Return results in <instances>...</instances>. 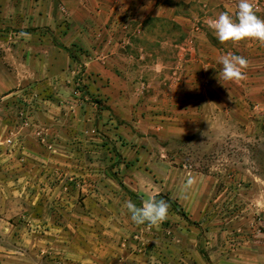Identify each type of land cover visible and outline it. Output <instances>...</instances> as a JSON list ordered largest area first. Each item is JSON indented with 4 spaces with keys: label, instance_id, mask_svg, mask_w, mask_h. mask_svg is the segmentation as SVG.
Masks as SVG:
<instances>
[{
    "label": "rangeland",
    "instance_id": "1",
    "mask_svg": "<svg viewBox=\"0 0 264 264\" xmlns=\"http://www.w3.org/2000/svg\"><path fill=\"white\" fill-rule=\"evenodd\" d=\"M250 2L264 19V0ZM237 3L0 0L3 27L27 34L19 54L39 45L34 65L10 68L22 81L7 91L18 123L5 140L21 152L25 132L48 157L19 182L0 264H264V43L222 44L209 27ZM53 46L67 65H49ZM226 54L249 61L243 79H219ZM196 173L215 206L190 213L165 190ZM157 195L166 220L134 224L125 202Z\"/></svg>",
    "mask_w": 264,
    "mask_h": 264
},
{
    "label": "crops",
    "instance_id": "2",
    "mask_svg": "<svg viewBox=\"0 0 264 264\" xmlns=\"http://www.w3.org/2000/svg\"><path fill=\"white\" fill-rule=\"evenodd\" d=\"M72 32L73 31H69L65 34L67 41L72 39ZM85 32L86 31H84V33ZM20 34V31H16L14 28L6 30L0 23V229L7 227L9 223L7 220L9 212H14L15 206H19V201L14 198L21 196L25 189L19 182L23 179L28 182L31 180L35 182L37 178V165L40 164L37 160H42L44 165L48 162L46 152L44 151L43 154L42 147L38 146L39 144L36 140L30 135H26L25 132L23 136H19V138L22 139L21 145L23 151L21 152L16 149V135H14V137L11 136V142L5 140L6 137H8L7 133H9V130L15 134L17 128L16 124L18 123V118H16L17 113H14L6 107V102L9 100L6 98L11 94L7 93V91L14 87L16 83L22 81L20 79L21 76L17 77L15 72L10 70V68H19L24 62H28L29 66L34 65L36 63L35 53L36 50L39 49V45L37 44L33 46L29 45V54L26 57L19 54L20 51L25 52V50L22 49L24 48V41L22 43ZM46 50L48 53H51L48 58H46L51 67H61L63 64L67 65L68 60L65 59L62 49L53 46L48 47ZM60 59H64V61H58ZM48 130H52V127L50 126ZM204 176L205 175L202 173L191 175L189 178L193 179V184L185 190V182L184 185H182V193L173 192L169 188H166L165 191L169 192V195L177 198L178 202L181 203L185 209L189 210L190 213H199L206 207L215 206L214 200H210V196L214 193L213 180L210 181V179H208L210 184L208 182H206L205 185L199 183V180ZM29 184H31V182ZM29 191L31 192V189ZM100 193L101 190L98 188L97 190H93L90 194L92 196H100ZM95 201L96 200L90 201L91 207L98 205ZM1 250L2 246L0 244V252ZM121 257L122 263L120 264H147L149 260L143 254H125V256L122 255ZM153 258L154 257L150 259L153 260ZM194 258L196 259L195 256Z\"/></svg>",
    "mask_w": 264,
    "mask_h": 264
},
{
    "label": "clouds",
    "instance_id": "3",
    "mask_svg": "<svg viewBox=\"0 0 264 264\" xmlns=\"http://www.w3.org/2000/svg\"><path fill=\"white\" fill-rule=\"evenodd\" d=\"M209 27L213 30L216 39L220 43L240 42L242 40H253L264 43V19L259 17L250 0H238L235 13L221 11L215 18L209 21ZM21 36L27 35L21 33ZM249 61L239 55L226 54L218 58L217 64L221 66L218 73L219 79L223 81H236L244 78V70ZM193 184V179L188 178L185 190ZM130 220L136 225L159 226L163 223L169 213V203L155 196L142 202L137 206L133 201L125 202Z\"/></svg>",
    "mask_w": 264,
    "mask_h": 264
},
{
    "label": "trees",
    "instance_id": "4",
    "mask_svg": "<svg viewBox=\"0 0 264 264\" xmlns=\"http://www.w3.org/2000/svg\"><path fill=\"white\" fill-rule=\"evenodd\" d=\"M157 199L159 198V196L157 195V196H155Z\"/></svg>",
    "mask_w": 264,
    "mask_h": 264
}]
</instances>
